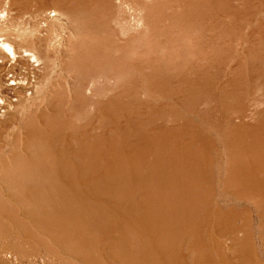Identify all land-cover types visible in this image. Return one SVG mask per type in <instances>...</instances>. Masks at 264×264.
Here are the masks:
<instances>
[{"label":"rangeland","instance_id":"rangeland-1","mask_svg":"<svg viewBox=\"0 0 264 264\" xmlns=\"http://www.w3.org/2000/svg\"><path fill=\"white\" fill-rule=\"evenodd\" d=\"M103 10L98 23L96 18L95 22L79 28L61 17L50 22L58 32L51 36L54 39L48 46H54L52 56L47 59L42 89L35 93L34 104L31 101L23 108L20 125L14 124L4 109L0 112V122L4 123L0 127L5 131L0 138V174L2 161L10 160L13 149L28 152L23 120L31 119L36 128L42 126L35 115L51 113L50 100L55 91H60L64 100L58 102L59 118L64 117L66 123L53 120L49 124L52 129L61 132L64 129L62 133L67 139L56 144L60 147L55 151L69 157L66 160L71 164L72 173L77 172L73 207L81 220H86L85 225L91 227V237L104 244V256H112L109 241L122 240L126 244L129 239L130 246L138 250L143 236L142 232L127 229L123 224L124 207L118 200L122 201L125 187L105 178L106 173H114L117 165L124 173L136 175L128 180L130 184L127 182L129 197L132 192L134 202L145 199L153 206L152 217L158 228L156 237L167 240L164 242L170 243V252L174 253L169 257L163 253L164 261L183 253L184 264H199L194 260L198 255L203 261L204 256L209 257L210 264H221L218 245L223 246L222 254L233 264L245 261V264H264L262 187L256 188L254 182L244 181L248 168L256 169L253 173L255 180L260 179L259 184L264 180V47H254L252 41L262 37L257 28L264 24V0H109L107 10ZM21 19L12 21L10 12L0 11L2 26L12 23L19 32L28 31L30 25L31 28L39 26ZM83 29L95 32L85 36L81 34ZM75 57L80 61L81 70L71 67ZM87 62L90 67L82 71ZM73 81L82 85L79 93L84 98L74 119L70 118L71 107L66 101L73 95ZM40 129L47 130V125ZM38 173L30 172V183H44V177ZM65 176L48 175L47 183L55 185L60 179L61 190ZM2 181L0 192L8 196ZM238 188L242 189L240 194L234 192ZM177 195H183V201L177 200ZM248 197L251 199L247 200ZM61 201H53L51 207L55 210L63 206L58 213L71 231L63 236L62 246L58 247L49 235L40 231L39 221H35L37 224L31 221L32 236L43 240L44 245L34 246L20 233L17 241L25 243L29 251L23 257L11 259V264H82L85 248L77 234L79 227L68 221ZM18 204L15 209L19 210L13 213L17 229L20 224H27L19 215L24 209ZM182 205L190 207L187 220ZM217 219H222L219 229L224 225L223 233L215 232ZM234 225L244 227L239 237L248 234V241L231 244L225 232ZM181 226L189 231L180 232ZM246 246L251 250L247 256L239 252V247L246 249ZM103 261L130 264L126 260L124 263L122 257H116L115 262L110 258Z\"/></svg>","mask_w":264,"mask_h":264},{"label":"bare ground","instance_id":"bare-ground-1","mask_svg":"<svg viewBox=\"0 0 264 264\" xmlns=\"http://www.w3.org/2000/svg\"><path fill=\"white\" fill-rule=\"evenodd\" d=\"M108 4H109V0H100V1L99 0H94V1L93 0H0V11L1 12H3V11L10 12L12 21L14 18H18V19L23 18V21L27 20V19H28V21L31 20L32 25H33V22L38 23V25H39L38 27L32 26L33 28H31V25L28 26L30 23L27 22V24H28L27 26L30 29L28 31H26V28H25L26 32L17 31L16 29L13 28L12 23H10L11 25H7L6 23H4L3 26L0 25V112L2 109H4L7 113V115H9V118L13 121V123L16 125H20L22 119H20L19 117L22 116L21 113L23 111V108L25 109V106H27L32 100H34L35 93L37 94V92L41 91L42 88H40V86L43 83L42 79L45 77V74H46L45 71L47 69L46 62H47V59L51 58V56H52L51 49H53V47H54L52 45L53 47L50 48L48 45L53 38L51 36L56 35L58 32L56 26L52 25L50 22L53 20H60L58 18L61 17V18H65L67 23L69 22L73 26L78 27V28L81 25L83 26V24H87V23L90 24V23L95 22L96 18H97V23H98L99 16L101 14L100 10H103V9L107 10ZM39 19H44V21L42 22V20H39ZM90 21H93V22H90ZM54 22H56V21H54ZM262 23H264V22H262ZM262 23H260V25ZM61 25H63V23ZM263 25L260 26L259 28H257V29H259V34L262 33V35L260 34L262 37L260 39L258 38L259 40L255 41V42H254V39L252 40L254 47H260V45H262L264 47V26ZM95 28H96V26H95ZM102 30H103V28H102ZM94 32H92V30L83 29V33H81V34H83L85 36L86 35L92 36L94 34ZM257 32H258V30H257ZM262 48H260V49H262ZM258 51H259V49H258ZM249 52H250V50H249ZM263 53H264V51H263ZM252 54H250V55H252ZM261 56L259 55V57H261ZM262 58H263V56H262ZM262 58H260V59H262ZM256 59L253 61L255 62ZM73 63L74 64L71 65V67L73 69L78 68L81 70L80 61L78 60L77 57L74 58ZM86 67H90L88 62L86 63V66L83 65L82 71ZM237 68L238 67H236V69ZM71 69H70V71H72ZM239 70H240V68H239ZM238 71H236V72H238ZM232 73H234V72H232ZM86 74H88V72ZM239 74L237 73V75H239ZM233 81H235V80H233ZM233 81H231V82H233ZM236 81L234 83H236ZM239 81H240V79H239ZM73 83H74V81H73ZM74 85H75V88L72 89L73 93L71 92L73 95L71 97H68V99H66V101H68V103L71 107L70 118L73 117V119L78 113V108L81 105H83V99H84V98L81 99V97L83 95H81L79 93L82 85L78 86L75 83H74ZM71 86L73 87V85H71ZM210 89H208V90H210ZM29 91H30V93H29ZM81 91H83V90H81ZM211 91H212V89H211ZM224 93H225V91H224ZM222 95H221V98H223ZM63 100H64L63 93L60 91L59 92L55 91L53 99L50 100V105H51V110H52L51 113H49V114L38 113L35 115V117H36L35 120H38V123H39V121L41 123H43L42 126H40L39 128H36L37 126L34 127V125L31 122V119L23 120L22 127L24 129V134H25L24 143H25V148L27 149L28 152L26 153V152L22 151L23 153H20V151L18 152V151H15L16 149H13L10 160H6L7 162L2 161V163H1L2 172L0 174V181L3 180L1 182V184L2 185L5 184V187L9 191V195L5 196L0 192V239H1L0 240V264H11V259L18 258V256L23 257L29 251V247L26 248L24 246V245H26L25 243H21V242L17 241L20 233L25 238H27L29 243L33 242L34 246L37 243L44 245L43 240H41V239L37 240V238L34 239L35 237L32 236V232L34 229L31 228V224H30L31 221H34V224L38 223V222L35 223V221H39L40 225L38 226V228L40 229V231L42 233L49 235L55 241V243L58 244V247L62 246L63 236L67 235V234H71V231L69 230L68 225H67L66 221L64 220V218L58 213L63 209V206L60 204L62 206L61 208L59 207L60 209L52 210L53 207H51V204L53 203V201L58 202V200L59 201L62 200L63 205L66 207V213H67L68 221L71 224H73L74 226L79 227L77 229V234L79 235V239L81 240L82 245L85 248V251L82 254L81 260H80L82 264H105L103 260L107 259V258H110L113 262H115L116 257H118V258L122 257L123 262L126 260L130 264H184V260H183L184 254L183 253H182L183 255L180 253L181 256H176V255L170 256V259H168L169 261L163 260V258H164L163 253H164V255H165V253H167L168 257L171 254L174 255V253L170 252V243L168 245L167 243L164 242V241L167 242V240L162 241V239H160L162 241L161 242L159 240V238L156 237L157 234H155V232L157 231L156 229H158V228H156L157 226L154 225L155 222L153 221L154 218L152 217L153 206L149 203L148 200H145V199L140 203L134 202L133 198H132V192H131V195L129 197V192L127 191L129 189V187L127 185V182H128V180L129 181L131 180V177L134 178L136 175L134 174L135 175L134 176L133 172L124 173L123 170H119L120 168H116L117 165L113 169L114 173H110V172L106 173L105 178L109 177L110 179L108 178V180L112 181L113 183L115 182L116 184H119V185L125 187V193H124V196L122 198V201L118 200L120 206L122 204V206L124 207V210L121 207V209H122L121 213L123 214L122 216H124V219H123L124 223L123 222L122 223L126 225L127 229H137L138 231L142 232L143 236L141 238L139 237L140 234L138 236L140 238L139 239L140 240L139 241L140 247L138 250H135L134 247L130 246V244H129L130 240L129 239L127 240L128 242H126V244L122 240L112 241V242L109 241V243H107V244H108V247L110 249L109 253L111 251L112 256H104L103 255L102 252L105 248H103V250H102V247H104L103 246L104 244L102 245V243L99 242L98 238H97L98 240L97 239L95 240L91 237V235H92L91 227L85 225L84 221H86V220H81L80 216L77 215V213L73 207V200L74 199H73L72 191L74 190V186H75L74 178L76 176H74V175L77 172L74 171L75 173H72V170L70 168L71 164H69L68 163L69 161L67 162V160H66V158H69V157L64 156V154L58 153L60 146L57 147V145H56V144L64 141L65 139H67V138H65L64 134L62 133L64 129L61 132L60 129H56V128L52 129L51 125L49 124L53 120H55L56 123H58V124L62 123V122L66 123V119H64V117L60 116V118H59L60 107L58 105V102H62ZM85 101H86V99H85ZM80 103H81V105H80ZM84 103H86V102H84ZM32 104H34V101H32L31 105ZM0 123H3V122H0ZM45 125H47V130L40 129L41 127L44 128ZM2 126H4V125H2ZM1 127H0V138L5 132ZM6 143L8 144V142H6ZM82 146L84 148L86 145L85 146L82 145ZM55 149H58L57 152L55 151ZM24 153H26V154H24ZM12 160L14 161V164L12 163ZM12 164H13V166H12ZM73 165H72V167H73ZM135 166H136V164H135ZM81 169H82L81 171L79 170L80 172L83 171V167ZM134 169H138V167H136ZM253 170L256 171V169H253ZM253 170H251L249 168H248V170H246L247 176H246V179L244 178L245 179L244 181L249 180L250 182H254L256 188L262 187L261 188V196L264 197V180L259 184L258 180H260V179L255 180L256 176H254ZM31 171L39 172L40 175H42L44 177V180H43L44 183H42V185H39L40 183L36 184V182L35 183L29 182V177L31 175L30 174ZM239 172H241V169ZM242 173H243V171H242ZM60 174L66 175L64 177V187L61 190H60V187L62 188V183L60 186V182H61L60 179H58L56 181L55 185H51V184L47 183V176L48 175L59 176ZM125 175H127V176H125ZM157 176H159V175H157ZM240 179H243V178H240ZM93 182H94V180H93ZM108 183H111V182H108ZM247 185H250V184H247ZM112 186H113V184H112ZM246 187L248 188V186H246ZM97 188H98V186H97ZM181 188H183V187H181ZM194 190H195V188H194ZM240 190H242V189H240ZM240 190L238 188V189L234 190V192L239 193V192H241ZM245 190H246V188H245ZM195 191L198 192V189ZM61 192L63 194L62 199L60 196ZM160 194H162L161 191H160ZM243 195H244V193H243ZM243 195H241V196H243ZM182 196L183 195H180V196L177 195L175 197H177V200L183 201L184 198ZM249 196H252V194ZM159 199L161 200V197ZM175 199L176 198H174V201H175ZM250 199H251V197H250ZM250 199L248 197L247 200H250ZM131 200H132V202H131ZM206 201H208V200H206ZM94 202H95V204L97 203L96 200H94ZM18 203L21 204L20 206L23 207V209H24L23 212L21 211L22 213L19 215L27 224L22 223V224H20L19 228L17 229L14 226L13 213H15L19 210V209L18 210L15 209V204H18ZM46 204H49L50 206H48ZM55 205L57 206V203ZM153 205H155V204H153ZM193 205H194V203H193ZM189 208L190 207L188 205H185L184 207H183V205L181 206V209H184L183 210L184 211L183 216H184L185 220H187V218H189L191 215V213L189 212ZM161 209H163L162 206H161ZM97 212H98V209H97ZM162 214H165V211ZM105 216H106V214H105ZM214 216L217 218L220 217V215H217V216L214 215ZM217 220H219V221H216V222H218L217 224L215 223V226H214L215 232L218 231V233H220V231H222V233H223L222 228L224 227V225L221 226L222 228L220 227V229H219V226H220L219 223L222 221V219H217ZM170 222H171V220H170ZM103 223H105V222H103ZM110 223H114V222H110ZM184 223H186V222H184ZM121 224H119V226ZM97 225L99 226V223ZM165 225L166 224H164V226ZM110 226L113 227V224H111ZM105 227H107V226H105ZM183 227L184 228H182V226H181V228L180 227L179 228L181 230L180 232L184 233V232H186V230H188V228L186 226H183ZM243 228H244L243 226H237V225L231 226L229 229L226 228V230L227 229L228 230H227V232H225V235H229L226 237L230 238V240L232 242L231 244H233V246H234V244L238 245V244H241V243L249 240L248 234H244V233H246V230H245L246 228L244 229L245 231L241 232L245 235V237L244 236L239 237V233ZM127 229H125V230H127ZM106 230H104V231H106ZM226 230H224V231H226ZM247 231L249 232L248 229H247ZM132 232L133 231H131V233ZM107 234H109V233H107ZM104 235H105V232H104ZM124 236L126 238L125 234H124ZM127 236H129V235H127ZM164 236H166V235H164ZM164 236H163V238H164ZM161 238H162V236H161ZM33 239L36 241V243L34 241H32ZM100 239H101V237H100ZM123 240H125V239H123ZM49 242H50V240H49ZM45 245H47V244H45ZM44 247L46 248V246H44ZM222 247L223 246H218V245L216 247L217 253L220 256L221 264H233V263H231L230 258H227L224 256V254H222L224 252L223 250H221ZM171 249H173V247H171ZM196 249H198V247ZM236 250L238 251V247ZM249 251H251L249 247H247L246 249L239 247V252L242 255L247 256ZM196 253H198L197 250H196ZM231 253H232V251H231ZM203 254H205V253H203ZM203 254H202V256H203ZM106 255H108V253ZM114 255H116V256H114ZM195 255L197 256V254H195ZM205 255H207V254H205ZM225 255H226V253H225ZM208 258L209 257L204 256V261H203L201 259L200 255H198L197 258L194 260H195V262H197L199 264H205V263H202V261L207 262V263H209V262L212 263L211 261H209ZM249 258L251 259V255ZM166 259H167V257H166ZM118 260H120V259H118ZM245 260H243V261H245ZM245 263H246V261L244 263L238 262V264H245Z\"/></svg>","mask_w":264,"mask_h":264}]
</instances>
